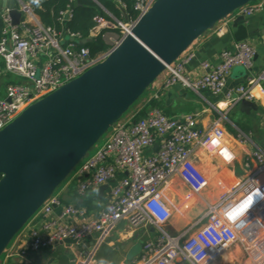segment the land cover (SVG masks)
<instances>
[{"label":"built area","instance_id":"2783aa9c","mask_svg":"<svg viewBox=\"0 0 264 264\" xmlns=\"http://www.w3.org/2000/svg\"><path fill=\"white\" fill-rule=\"evenodd\" d=\"M156 1L134 0V16L127 14L125 23L98 5L110 20L95 17V27L90 34L92 40L105 29L117 30L119 35H104L108 48L94 57L90 56L87 47L78 45L81 40L78 35L68 31L62 34L41 25L31 4H21L25 19L18 27L11 26L6 12H0L4 24L0 36V60L3 62L0 79L6 75L19 79L7 85L4 98H0V131L28 107L103 62ZM114 2L119 11L120 8L126 11L119 1ZM263 12L264 0L250 2L216 24L214 32L222 37L237 16L249 18ZM60 16L70 20L71 10ZM189 49L162 73L165 74L163 89L180 84L196 94L206 91L212 97L223 98L227 109L241 101L255 102L260 98L257 93L261 92L260 85L264 83V71L258 77L250 78L246 85L226 90L227 79L234 68L252 70L256 51L249 41L237 42L222 50L217 65L203 62L201 68L205 73L195 79L184 75L185 65L195 57ZM42 57L44 62H41ZM198 119L197 114L170 118L161 110L151 108L142 118L118 120L108 130L104 144L90 158L85 157L67 178L77 180L79 196L114 182L104 210L95 218H87L81 209L65 206L55 216L54 209L61 207V202L53 193L34 215L41 220L40 227L29 230L26 251L37 253L64 241L84 248L92 236L97 235V241L89 244L85 253L84 260L87 261L82 263L89 264L111 231L123 220L134 228H151L155 232L142 247L141 264H214L235 244L246 243L238 232V225L252 213L264 212V182L261 180L264 150L257 148L247 157L246 168L251 169L249 163L255 168L245 180L215 204H207L205 212L181 233L172 236L163 230V224L169 218L163 190L173 178L187 179L194 151L200 149L209 155H217L226 163L233 159L223 145L221 120L200 128ZM146 151L150 154L145 155ZM232 213L238 214L231 218ZM70 218H76L80 223L70 224L67 222ZM246 251H256L255 261L264 264V236L248 245Z\"/></svg>","mask_w":264,"mask_h":264},{"label":"water","instance_id":"95a60500","mask_svg":"<svg viewBox=\"0 0 264 264\" xmlns=\"http://www.w3.org/2000/svg\"><path fill=\"white\" fill-rule=\"evenodd\" d=\"M254 1L157 0L103 62L28 107L0 131V256L165 69L216 24ZM2 9L12 27L23 21L24 11L16 9L15 0H3ZM120 11L127 21L126 11ZM247 21L239 15L231 22L233 40L252 41L259 34L264 46V29L249 30ZM91 41L89 36L78 44Z\"/></svg>","mask_w":264,"mask_h":264},{"label":"crops","instance_id":"0c3cea01","mask_svg":"<svg viewBox=\"0 0 264 264\" xmlns=\"http://www.w3.org/2000/svg\"><path fill=\"white\" fill-rule=\"evenodd\" d=\"M2 2L3 0H0V12L3 11ZM21 4L31 3L15 0V7L19 11ZM31 9L34 14L33 4H31ZM34 16L39 21L35 14ZM247 25L249 30H263L264 12L249 17ZM3 28L4 24L0 15V36ZM110 31L114 32L107 35L116 34V30ZM214 31L215 27L191 45L188 52H193L195 57L184 67V75L189 79L201 77L205 73L201 68L203 62L217 65L220 52L231 48L236 43L232 38L234 30L230 27L222 37L216 36ZM249 42L257 55L254 58L252 70L248 72L243 68L244 71L234 68L227 79L226 90L246 85L250 78H256L264 71V46L260 35H254L253 40H249ZM8 76L1 78L0 86L6 87L17 82H12L13 80ZM164 78L165 74L160 75L146 90L145 99L126 120L137 119L139 112L152 103L155 104L154 108L161 110L166 117L199 115L200 128H207L215 121L221 120L224 130L223 145L233 156L232 161L226 163L217 155H209L196 149L192 155L191 168L185 180L188 184L178 178H173L168 182L163 190V197L169 210V218L163 224V229L168 231L169 235L174 236L197 220L205 212L207 204H215L245 180L255 168L253 163L248 165L251 167L250 170L246 168V160L256 148L264 150V83L260 85L261 92L257 93V98L259 96L260 98L257 101H241L227 109L223 98L212 97L206 91L196 94L183 88L180 84L163 89ZM261 180L264 182V175ZM113 185L114 182L104 185L107 188L102 193L99 192V187L89 190L84 196H79L77 180L69 178L59 188L57 195L60 198L61 207L55 208L53 214L58 216L63 207L73 206L81 209L85 217L95 218L106 207L109 201L108 193ZM191 196L194 197V205L199 204L198 211H194L193 205L190 203ZM40 222L39 218L33 216L8 245L0 264H82L87 261L84 260L85 253L90 243L95 244L98 239L97 235L92 236L84 248L73 244H57L37 253L26 251L29 230L39 228ZM67 222L70 224L80 223L76 218H70ZM238 232L247 244H235L222 255L220 259L222 261L219 264H257L255 261L256 251L248 253L246 247L264 236V212L249 215L238 225ZM153 236H155L153 229L134 228L127 220H123L111 231L89 264H141L142 247ZM232 249L235 251L226 255ZM23 252L25 254L22 255Z\"/></svg>","mask_w":264,"mask_h":264},{"label":"trees","instance_id":"16d2710c","mask_svg":"<svg viewBox=\"0 0 264 264\" xmlns=\"http://www.w3.org/2000/svg\"><path fill=\"white\" fill-rule=\"evenodd\" d=\"M31 4L37 3L40 0H24ZM125 8L127 14L134 16L132 7L134 0H117ZM104 8L110 13L116 20L125 23L118 6L114 0H47L41 6L34 7V14L39 18L41 25L45 27H51L56 29L59 33L68 31L71 34H76L80 39H86L90 36L92 29L95 27V17H102L106 20H110L99 8ZM71 10L72 18L68 21H64V18L60 16L61 13ZM114 31L104 30L101 34L93 39L87 45H80V47H87L90 51V56L94 57L99 53L107 50L108 45L104 39V35ZM116 34L119 35V31L116 30ZM155 104H149L141 112H139L137 118H142L145 113L154 108Z\"/></svg>","mask_w":264,"mask_h":264},{"label":"rangeland","instance_id":"374dc122","mask_svg":"<svg viewBox=\"0 0 264 264\" xmlns=\"http://www.w3.org/2000/svg\"><path fill=\"white\" fill-rule=\"evenodd\" d=\"M44 60H45V58L44 57H42L41 58V62H44ZM0 68L2 69L3 68V62L0 60ZM10 79H12L13 81L12 82H15V81H19V79H17V78H15V77H13V76H8ZM2 79H0V81H1ZM16 83V82H15ZM5 90H6V87H3V86H0V98L2 99V98H4V96H5ZM146 94H147V91L139 98V100L120 118V121H125L133 112H134V110L136 109V107L141 103V101L143 100V99H145V97H146ZM108 134H109V131L108 132H106L100 139H99V141L96 143V145L94 146V148H92L89 152H88V154H87V156H86V159H88V158H90L95 152H96V150L99 148V147H101L103 144H104V142H105V140L107 139V137H108ZM150 153L148 152V151H146L145 152V155H149ZM85 159V160H86ZM67 180V179H66ZM65 180V181H66ZM64 181V182H65ZM63 182V183H64ZM60 188V187H59ZM59 188L58 189H56V191L54 192V194H57L58 193V191H59ZM196 198L198 199V197L196 196ZM190 203L193 205V209H194V211H198V206H199V204H196V205H194V203H195V200H194V197L193 196H191L190 197ZM185 209V208H184ZM186 210V209H185ZM164 230V229H163ZM165 232H167L168 234H169V232L168 231H166V230H164ZM181 233V232H180ZM173 236V235H172ZM175 236V235H174ZM233 251H235V249H232V250H230L226 255H228V254H230V253H232ZM3 257V254L0 256V260H1V258ZM239 257H241V255H239ZM222 258V257H221ZM222 260H218L217 262H215L214 264H219V262H221Z\"/></svg>","mask_w":264,"mask_h":264},{"label":"clouds","instance_id":"9594fccd","mask_svg":"<svg viewBox=\"0 0 264 264\" xmlns=\"http://www.w3.org/2000/svg\"><path fill=\"white\" fill-rule=\"evenodd\" d=\"M223 107V105H222ZM243 207H247V205H244ZM240 211H243V208L240 210ZM238 213H232L231 214V218H235V216L237 215Z\"/></svg>","mask_w":264,"mask_h":264},{"label":"bare ground","instance_id":"6f19581e","mask_svg":"<svg viewBox=\"0 0 264 264\" xmlns=\"http://www.w3.org/2000/svg\"><path fill=\"white\" fill-rule=\"evenodd\" d=\"M20 11L22 12V10L20 9ZM121 22V21H120ZM123 23V22H122ZM130 32V31H129ZM87 156V155H86ZM112 183V182H109V184Z\"/></svg>","mask_w":264,"mask_h":264}]
</instances>
